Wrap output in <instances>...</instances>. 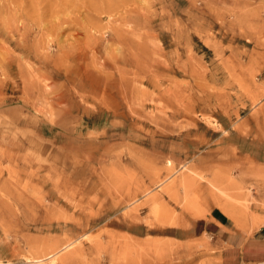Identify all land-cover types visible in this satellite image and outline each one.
I'll use <instances>...</instances> for the list:
<instances>
[{
    "label": "rangeland",
    "instance_id": "rangeland-1",
    "mask_svg": "<svg viewBox=\"0 0 264 264\" xmlns=\"http://www.w3.org/2000/svg\"><path fill=\"white\" fill-rule=\"evenodd\" d=\"M228 176L250 231L264 0H0V264H222Z\"/></svg>",
    "mask_w": 264,
    "mask_h": 264
},
{
    "label": "crops",
    "instance_id": "crops-1",
    "mask_svg": "<svg viewBox=\"0 0 264 264\" xmlns=\"http://www.w3.org/2000/svg\"><path fill=\"white\" fill-rule=\"evenodd\" d=\"M204 191L206 193L203 195H210V189L206 188ZM260 197L264 198V194ZM216 202L218 201L211 202L210 207L208 205L207 210L212 207L217 209H212L206 221L200 224L199 233L209 237L220 249L221 263L264 264V221L256 225L254 220L250 219V231L238 228L237 226H244L246 221L244 210L235 208V215L232 216L225 213ZM260 215L264 220V212Z\"/></svg>",
    "mask_w": 264,
    "mask_h": 264
},
{
    "label": "bare ground",
    "instance_id": "bare-ground-1",
    "mask_svg": "<svg viewBox=\"0 0 264 264\" xmlns=\"http://www.w3.org/2000/svg\"><path fill=\"white\" fill-rule=\"evenodd\" d=\"M219 178H221V176H219ZM226 180V181H225ZM213 179L210 181V188L212 189H216L218 191V194H220V198L218 200V205H220V207L222 208V210L229 214V215H235V211H236V207L235 204L237 203L235 198H238L237 195L240 193V187H238V185L236 184V182L234 181V179H232L231 177L228 176L227 179ZM223 196L225 198H223ZM234 196V197H233ZM236 196V197H235ZM248 197V196H247ZM231 198H233L234 203L233 204L231 201ZM230 200V201H229ZM152 209L154 210L156 205H155V201L152 200ZM238 208V207H237ZM199 209V208H197ZM240 209V208H239ZM202 211V210H201ZM243 211V210H242ZM192 212V211H191ZM203 212V211H202ZM239 212V211H238ZM241 214V213H240ZM246 215V214H245ZM236 217V216H235ZM234 219V218H233ZM235 221V220H234ZM250 223V222H249Z\"/></svg>",
    "mask_w": 264,
    "mask_h": 264
}]
</instances>
